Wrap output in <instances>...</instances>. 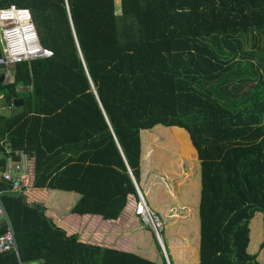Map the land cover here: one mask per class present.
Listing matches in <instances>:
<instances>
[{
  "label": "trees",
  "instance_id": "1",
  "mask_svg": "<svg viewBox=\"0 0 264 264\" xmlns=\"http://www.w3.org/2000/svg\"><path fill=\"white\" fill-rule=\"evenodd\" d=\"M12 4L31 10L54 56L0 80V175L7 146L25 152L32 190L0 177L18 246L0 264H160L132 253L127 230L113 242L103 227L140 222L131 173L141 188L142 133L160 126L185 130L201 163V258L174 244L176 263L264 264V0H0ZM52 190L80 195L69 215L98 224L94 243L49 215Z\"/></svg>",
  "mask_w": 264,
  "mask_h": 264
},
{
  "label": "crops",
  "instance_id": "2",
  "mask_svg": "<svg viewBox=\"0 0 264 264\" xmlns=\"http://www.w3.org/2000/svg\"><path fill=\"white\" fill-rule=\"evenodd\" d=\"M148 132H152L154 138L148 139V135L145 137V134ZM162 134L164 133L161 131L159 132L157 128L149 131L144 130L142 133L143 169L141 188H139L146 197L149 198L152 208L159 213L164 225L171 227V232L168 235V244L170 247L174 244H183L185 249H187L186 245L189 246L188 249H194V247H198L195 242L202 240V237L200 240V228L202 229L200 209L203 189L201 172L198 178L196 176L197 168L201 167V163L194 149L195 152L187 155V159L192 157L189 162H192L195 166L194 170L187 171V176L189 175V178L183 180L180 185L177 184L176 187H174L173 180L175 173L174 170L170 169V161L168 160L169 155H166L167 161H163L160 159L159 153H157L158 149L161 151L163 147H167V145L159 143L161 138L160 135ZM165 149L166 154H168V149ZM173 158L175 161L178 160L175 159V155ZM146 163H148L147 168ZM25 191L31 193V186ZM79 199L80 195L75 192L52 190L47 196L46 204L51 211H49V215L55 217V222L60 227L65 229L69 235L79 234L80 242L91 244L94 243L99 236L97 235L96 229L98 228V224H88L90 220L84 222L78 217L69 215ZM124 218L125 214L117 221H108L104 224L103 227H107L108 224H110V226L107 227V234L108 236L111 235L109 239L113 242H115L116 239L117 241L123 240V234L127 230L126 232L130 236L129 244L132 253L137 256L139 255L138 253L144 255H153L156 253V255H158L160 251H154L151 244H149L148 234L143 231V229L147 227L143 226L139 221H136L131 227L129 226L130 217L127 221H125ZM1 219L4 218L0 216V220ZM87 226H90V228H87ZM152 241L154 244V240ZM171 248L172 250L174 249V247ZM153 262L157 263L158 261L153 260ZM159 263H163L161 258Z\"/></svg>",
  "mask_w": 264,
  "mask_h": 264
},
{
  "label": "built area",
  "instance_id": "3",
  "mask_svg": "<svg viewBox=\"0 0 264 264\" xmlns=\"http://www.w3.org/2000/svg\"><path fill=\"white\" fill-rule=\"evenodd\" d=\"M34 22L33 14L28 8H21L15 4L0 8V73L23 63L36 60L50 59L52 51L42 47L39 34ZM5 74V73H4ZM4 98L0 94V99ZM10 156L7 171L0 175L11 187V192L22 193L30 187L29 159L25 152H15L7 146ZM18 158V159H16ZM138 204L136 215L143 226L149 228L159 244L164 247V226L159 215L148 205L144 194L138 189ZM0 193V216L7 222V229L0 234V254L18 251L13 226L9 220Z\"/></svg>",
  "mask_w": 264,
  "mask_h": 264
},
{
  "label": "rangeland",
  "instance_id": "4",
  "mask_svg": "<svg viewBox=\"0 0 264 264\" xmlns=\"http://www.w3.org/2000/svg\"><path fill=\"white\" fill-rule=\"evenodd\" d=\"M4 73H5L4 75L6 78L4 80H6V82H10V80L12 79V72H10L9 70H6V71H4ZM24 89H26V88H24ZM0 112L7 114V113H9V110L0 109ZM149 130L150 129H148V131ZM157 130L159 132L161 131L164 133V134L160 135L161 138H160L159 143L167 145V147H165V148L168 149V152H167L168 154H166V149L164 147L162 148L161 151L158 149L157 153H159L160 159L163 161H167L166 155H169L168 160L170 161V169L174 170V173H175L174 180H173V182H174L173 186L176 187L177 184L180 185L183 182V180H187L189 178L188 177L189 175L187 176V171H189V167L185 164V161L189 162V160L192 159V157L187 159V155H189L192 152H195V150L193 148L192 143H190L189 136L185 130L177 128V127H163V126L158 127ZM171 132L179 133V138H180L179 143H177V142L171 143L169 141H166V138L163 137V135L167 136ZM147 135H148V139L154 138L153 137L154 134H152V132H148L147 134H145V137ZM172 151L174 152L175 159H178L177 161L174 160V158H173L174 155H173ZM162 156H163V158H162ZM176 163L178 166L176 165ZM147 165H148V163H146V168H147ZM175 170H177V171H175ZM196 172H197L196 176L198 178L200 176L201 168L200 167L197 168ZM146 199H148V202L150 204L149 198L147 197ZM255 219L256 220L253 221L251 224V228H252L253 237H254L253 253L256 254L259 251V248L261 247V242L263 241V232H262L263 226L261 224L260 218L257 217ZM162 222H163V220H162ZM163 226H165V229L163 231L162 237H163V243H164V247H165V251H166L167 255L165 254L163 248H161L162 246L159 244V241L156 239V236L153 235L152 231L148 228H146V229L144 228L143 231L145 233H147L149 236V240H148L149 244H151V246L155 252H156V250L160 251V252L158 255H156V253H154L153 255H144L142 253H138L139 254L138 256L144 257V258L149 259L151 261H153V260L158 261L157 263L160 262V258L163 261H164V259L167 261L166 258H168L169 262L171 261L172 264H177L176 260L182 254L177 253V252L172 253V251L170 249V245L168 244V235L171 232V230H170L171 227L164 225V222H163ZM260 233H261V236H260ZM201 237H202V229L200 228V240H201ZM152 240H154V244H153ZM195 243H196V246H198V247H196V248L194 247V249L197 250V252H198L197 255L199 258H201V255H200L201 241L195 242ZM183 246H184L183 244L177 245V247L181 248V249H183ZM188 247L189 246L186 245L187 249H188ZM184 252H186V250ZM258 255H259L258 260L261 261L262 263H264V253L263 252L261 253V251H260V253ZM184 264H186V263H184Z\"/></svg>",
  "mask_w": 264,
  "mask_h": 264
},
{
  "label": "water",
  "instance_id": "5",
  "mask_svg": "<svg viewBox=\"0 0 264 264\" xmlns=\"http://www.w3.org/2000/svg\"><path fill=\"white\" fill-rule=\"evenodd\" d=\"M4 79H6L5 78V75L3 74V75H1V77H0V80L1 81H5ZM24 100L22 99V100H18V101H16V104H17V107H22L23 105H24ZM131 176H132V178H133V180H134V182H135V184H136V187H137V190L139 189L140 190V188H139V186H138V184H137V182H136V180H135V178H134V176H133V174L131 173ZM141 191V190H140ZM163 248V247H162ZM163 250H164V252H165V248H163ZM167 259V258H166Z\"/></svg>",
  "mask_w": 264,
  "mask_h": 264
}]
</instances>
